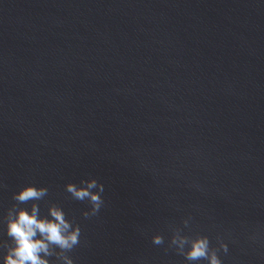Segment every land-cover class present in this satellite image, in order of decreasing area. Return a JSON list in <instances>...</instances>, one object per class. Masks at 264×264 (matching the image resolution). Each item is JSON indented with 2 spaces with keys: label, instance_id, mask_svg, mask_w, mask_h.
<instances>
[{
  "label": "water",
  "instance_id": "water-1",
  "mask_svg": "<svg viewBox=\"0 0 264 264\" xmlns=\"http://www.w3.org/2000/svg\"><path fill=\"white\" fill-rule=\"evenodd\" d=\"M27 184L80 225L74 264H187L170 226L264 264V0H0V217Z\"/></svg>",
  "mask_w": 264,
  "mask_h": 264
},
{
  "label": "clouds",
  "instance_id": "clouds-1",
  "mask_svg": "<svg viewBox=\"0 0 264 264\" xmlns=\"http://www.w3.org/2000/svg\"><path fill=\"white\" fill-rule=\"evenodd\" d=\"M2 187V185H0ZM64 190L74 200L88 205L82 211L84 218L96 216L104 206V185L95 178H82L78 183H66ZM48 195L47 187L27 184L12 194L15 201L0 217L3 235L7 240H0V264H74L67 253L80 244L81 228L74 220L66 218L64 210L55 203H49L47 213L41 214L36 201ZM32 202L29 207L20 205ZM191 217L182 220L184 228L189 227ZM171 235L167 247L182 256L187 264H222L219 252L227 253L228 245L220 236L216 237L217 246H210L208 236L195 233L184 234L182 229L170 226ZM154 245L165 243L160 234L151 236ZM49 257H54L50 260Z\"/></svg>",
  "mask_w": 264,
  "mask_h": 264
}]
</instances>
